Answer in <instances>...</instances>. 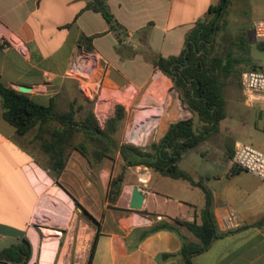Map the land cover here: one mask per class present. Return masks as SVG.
<instances>
[{"label":"crops","instance_id":"obj_1","mask_svg":"<svg viewBox=\"0 0 264 264\" xmlns=\"http://www.w3.org/2000/svg\"><path fill=\"white\" fill-rule=\"evenodd\" d=\"M92 1L0 0L1 83L17 91L20 86L31 87L26 95L47 106L72 84L68 74L84 55L98 61L104 86L119 91L130 86L127 94L134 96L136 90L153 88L157 78L153 60L179 56L188 34L221 0H108L122 31L112 30L101 13L87 9ZM83 36L94 37L92 51L83 45ZM123 66L136 72L141 66L150 67L152 72L140 85L133 81L123 85L127 79ZM170 80H164L165 86L171 83L173 87ZM227 120L228 116L218 134L185 153L179 167L195 151L204 157L200 166L211 162L218 168L224 160L230 177L228 152L240 139L230 132ZM32 131L23 137L17 134L4 118L0 96V251L28 241L32 249L28 264H89L96 244L91 264H187L181 255L182 238L192 244L200 240L186 227L143 235L164 221L201 224L206 199L200 188L150 169L144 176L141 166L128 167L122 192L111 203V180L124 167L119 152L115 160L96 163L72 149L58 175ZM199 163L182 170L211 190L218 236L207 250L192 255L191 263L264 264V194H231L230 184L220 185L221 177L208 168L198 171ZM135 185L146 193L140 211L130 208ZM196 190L201 194H190ZM77 204L93 216L100 229ZM228 209L236 211L241 227L224 233L219 217ZM36 216L47 218L46 222ZM39 227L60 234L50 243Z\"/></svg>","mask_w":264,"mask_h":264},{"label":"trees","instance_id":"obj_2","mask_svg":"<svg viewBox=\"0 0 264 264\" xmlns=\"http://www.w3.org/2000/svg\"><path fill=\"white\" fill-rule=\"evenodd\" d=\"M108 0H93L87 9L101 13L110 28L122 31L123 28L109 10ZM232 0H221L218 5L210 7L206 16L200 20L188 34L186 45L177 57L159 56L153 60L155 68L173 82V88L179 93L182 106L193 114V118L180 120L169 126L167 132L158 143L149 148L123 144L120 145L115 135L118 126L126 116L125 107L118 105L113 118L102 127L96 116L90 113L84 120L76 119V111H56L54 101L42 105L28 95L13 88L4 86L0 81V96L3 103L5 120L14 126L21 137L38 128L35 140L40 141L42 151L49 157L51 169L58 175L65 169L69 153L72 149L80 151L84 156L98 163L103 159H115L120 153L124 167H147L161 175L187 181L193 187L200 188L205 194L206 205L201 212L202 223L174 220L173 223L160 222L147 230L144 237L161 230L177 232L179 227H186L200 240V244H192L182 238L181 255L187 264L191 257L207 250L217 233V223L213 213V195L203 183L196 182L192 176L179 167L184 154L196 149L212 135L220 132L221 122L227 116V101L224 96V80L232 75L238 64L244 62L242 57L223 58L214 54L217 36L221 31V22L229 13ZM94 37L83 36L82 43L87 50H93ZM240 44L244 55H247V42L241 38ZM264 48V45L259 44ZM201 127L197 128L196 120ZM77 136L84 138L77 145ZM88 141V142H87ZM89 143V145H87ZM230 158L234 155V147L230 145ZM233 175L241 173L232 170ZM125 175L120 173L111 180L108 199L116 202L122 192ZM77 207L82 208L79 204ZM87 217L100 229V224L84 210ZM94 244L92 248L95 251ZM32 257V249L28 241L13 245L0 251V261L13 264H28Z\"/></svg>","mask_w":264,"mask_h":264},{"label":"rangeland","instance_id":"obj_3","mask_svg":"<svg viewBox=\"0 0 264 264\" xmlns=\"http://www.w3.org/2000/svg\"><path fill=\"white\" fill-rule=\"evenodd\" d=\"M258 19H264V0H232L229 13L223 21H220L222 29L217 36L213 55L223 58L228 56L232 58L242 57L244 59V62L235 67L232 75L224 80V96L227 101L226 113L228 116L226 123L230 126V132L233 131L240 139V142L252 145L264 152V130L262 128L264 114L259 108H248L245 106L241 91L243 73L254 71L260 66L264 67V48L260 47L253 37V22ZM241 38L246 39L247 55L243 54L244 51L240 44L235 45V43L240 42ZM86 61L88 64H85V67L81 62L77 63L78 68L72 67L68 74V77H70L69 82H72V84L57 93L54 99L57 112L65 113L73 108L76 111V119L79 121L84 120L90 113H93L99 124L104 127L106 122L114 117L116 107L118 105H125L129 110H127L123 122L119 124L120 128L115 138L120 145L128 144L143 149L149 148L153 143H158L165 135L171 123L193 118V114L182 106L179 93L171 87V83H169V86H165L162 91L163 97L157 96L156 90L163 89L160 81L169 79L161 70L156 69L154 71V77L157 78L155 81H152L153 88L145 89L142 92L136 90V94L130 97L127 94L130 86H126L120 91L109 88L106 85L104 86L100 77L98 61H90V59ZM122 68L124 74L127 76V79L122 82L123 85L128 84L129 81L140 85L152 72V68L143 66H141L138 72L128 70L125 66ZM108 89H110V93L107 92ZM136 95L138 96L136 102L132 103L131 100ZM158 98L162 100L160 103L158 102ZM168 102H171L170 105ZM195 120L197 128H200V122L197 118ZM154 123L155 126L150 127L146 131L144 126L147 127ZM37 132L38 128L32 131V135L37 134ZM140 132L146 136L142 142L138 141V134ZM83 139L77 136L74 144L77 145L81 140L84 141ZM35 143L39 145L40 141L35 140ZM217 152L219 153L220 150ZM203 160L204 157L202 155L196 154L195 151L190 152L188 158L182 162L181 169H186L188 165L195 163V161H200V166ZM204 165L200 166L198 171L202 170V168H208L213 173H216V175L218 174L222 179L220 185L230 184L231 194H264V182L250 173L241 172L233 175L232 168L230 167L229 177L224 160L221 161L218 168L214 167L211 162ZM141 168L145 173L144 176H146V170L149 168L143 166ZM144 168L146 169L144 170ZM128 170L125 167H119L118 170V175L120 173L125 175L124 183L128 177ZM192 178L194 179V174H192ZM131 182L134 183L133 178ZM169 188L170 186L167 189ZM164 191H166V188ZM196 192L201 194L198 190L194 192L190 191V194H198ZM44 233L46 239L50 240V243L54 242L51 241L54 236H49L54 233L46 230Z\"/></svg>","mask_w":264,"mask_h":264},{"label":"built area","instance_id":"obj_4","mask_svg":"<svg viewBox=\"0 0 264 264\" xmlns=\"http://www.w3.org/2000/svg\"><path fill=\"white\" fill-rule=\"evenodd\" d=\"M253 31L255 42L264 45V19H258L253 22ZM18 47L22 51V53L26 55V52L23 50L22 46L19 45ZM88 59L90 58L87 56H81L73 65V68H78L77 63L79 62H81L83 66L85 64H88L86 61ZM91 60L92 59H90V61ZM241 91L243 93L245 106H247L248 108H259L260 111L264 114V67L260 66L254 71H246L243 73L241 80ZM230 167L232 168V170L250 173L258 177L260 180L264 181V152L256 149L252 145L238 141L234 145V155L230 159ZM36 218L42 220V222H46L47 219H43L37 216ZM219 226L224 233L238 230L241 227L240 217L235 210L228 209L219 217ZM39 229L45 235V229H43L42 227H39ZM49 232L55 233V235L50 234V237H56L60 234V232ZM0 264L13 263L6 261L0 262Z\"/></svg>","mask_w":264,"mask_h":264},{"label":"water","instance_id":"obj_5","mask_svg":"<svg viewBox=\"0 0 264 264\" xmlns=\"http://www.w3.org/2000/svg\"><path fill=\"white\" fill-rule=\"evenodd\" d=\"M19 91L24 94H30L32 92V88L28 86H20ZM145 200L146 193L141 189V187L135 185L132 189L130 208L137 211L142 210Z\"/></svg>","mask_w":264,"mask_h":264},{"label":"bare ground","instance_id":"obj_6","mask_svg":"<svg viewBox=\"0 0 264 264\" xmlns=\"http://www.w3.org/2000/svg\"><path fill=\"white\" fill-rule=\"evenodd\" d=\"M81 66H82V65H81ZM159 76H160V75H159ZM160 83L162 84L163 89H157V90H156V94H157V96H158V95L162 96V91H163L164 88H165V81H164V80H161ZM162 97H163V96H162ZM158 100H159V101H158L159 103L162 101V100L159 99V98H158ZM170 103H171V102H168L169 105H170ZM166 104H167V103H166ZM169 105H168V106H169ZM152 126H155V123L152 124V125H149V126H147V127H146V126H144V127L146 128V131H148L149 128L152 127ZM156 127H157V126H156ZM154 130H155V129H154ZM140 131H141V130H140ZM149 134H150V133H149ZM148 136H149V135H148ZM145 137H146V136H145L144 134H142V132H140V133L138 134V141H139V142H142V141L145 139Z\"/></svg>","mask_w":264,"mask_h":264}]
</instances>
